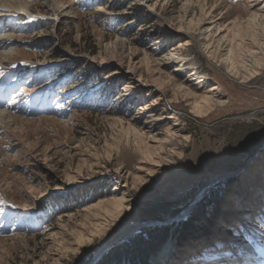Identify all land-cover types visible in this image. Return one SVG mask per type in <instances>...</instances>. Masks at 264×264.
<instances>
[{
	"label": "rangeland",
	"instance_id": "374dc122",
	"mask_svg": "<svg viewBox=\"0 0 264 264\" xmlns=\"http://www.w3.org/2000/svg\"><path fill=\"white\" fill-rule=\"evenodd\" d=\"M24 1L30 15L0 25V111L20 118L0 123V264H98L191 214L207 231L149 264H264V0ZM230 48L256 62L248 78ZM198 87L224 103L197 113Z\"/></svg>",
	"mask_w": 264,
	"mask_h": 264
},
{
	"label": "bare ground",
	"instance_id": "6f19581e",
	"mask_svg": "<svg viewBox=\"0 0 264 264\" xmlns=\"http://www.w3.org/2000/svg\"><path fill=\"white\" fill-rule=\"evenodd\" d=\"M28 7H29V5H28V3L27 2H25L24 0H0V20H2V22H0V25H4V24H6V26L4 27V30L5 29H10V32L11 31H13L12 29V27H11V25L9 24L10 22H11V24H12V21L14 22V21H17V20H19V19H22V18H27V16H29L30 15V11H29V9H28ZM264 8V7H263ZM35 17V16H34ZM2 23V24H1ZM257 25V24H256ZM259 27V26H258ZM18 29V28H17ZM16 29V30H17ZM238 29V28H237ZM3 30V31H4ZM241 30V29H240ZM257 30V29H256ZM2 31V30H1ZM2 31V32H3ZM8 33V32H7ZM238 35H240V34H236V36H238ZM10 38H12V36H0V47L3 45V44H5V41L3 40V39H6V40H9ZM253 39H254V37H252ZM234 39V38H233ZM12 40V39H11ZM10 40V41H11ZM197 40V39H196ZM264 41V40H263ZM186 43V42H185ZM228 43V42H227ZM242 43H243V41H242ZM241 43V44H242ZM239 44V43H238ZM233 45V44H232ZM240 45V44H239ZM3 46H5V45H3ZM5 48H6V46H5ZM2 49V48H1ZM178 50V49H177ZM173 51V50H172ZM245 54H247L246 52H243V53H241V51L240 50H237L236 49V51L234 50V49H232V48H230L229 49V54L227 55V57H226V61H222L223 63H225V62H227V63H229V67L228 68H230V73H232V74H234L235 76H237V75H239V74H241L242 75V73L241 72H239V70H242V72H243V70L245 71L244 72V74L242 75L244 78H248V73L249 72H253L254 71V69H255V63H254V65H246V64H244V65H242L241 64V61L243 62L244 60H245ZM248 56H250V57H256V56H258L257 55V53L256 52H248ZM10 58V53H4V51H2V52H0V72L1 71H3V72H8V71H11L10 69V66H9V62H8V59ZM254 59V58H253ZM252 59V60H253ZM248 60V59H247ZM248 62V61H247ZM251 63V62H250ZM241 64V65H240ZM258 64V63H257ZM228 65V64H227ZM16 66V65H15ZM248 67H250V70H247V68ZM136 68V67H135ZM135 70V69H134ZM247 71H248V73H247ZM133 72V71H132ZM10 75H11V73L12 72H8ZM174 73V72H173ZM177 73V72H176ZM254 73V72H253ZM3 74V73H2ZM13 74V73H12ZM250 76H251V74H249ZM1 77V76H0ZM8 77V76H7ZM242 77V78H243ZM6 80V79H5ZM170 81V80H169ZM168 81V82H169ZM236 81V80H235ZM166 83V82H165ZM204 83V80H202L201 82H199V84H203ZM168 84V83H167ZM171 84V83H170ZM174 84V83H173ZM173 84H172V86H173ZM176 84H178V83H176ZM1 87V86H0ZM184 87V86H183ZM194 87H195V85H194ZM197 87V86H196ZM200 87H204L203 85L202 86H200ZM200 87H198V88H195V92H193V91H187L186 92V95L188 96V97H190L192 100H193V103H194V105H195V107H196V111H197V113H199V114H204L205 112H207V111H211V109H214L215 107H217V106H219V105H222L223 103H224V101H222L221 100V96L219 97V92L217 91V88H213V87H209L208 89H207V91L206 92H203L202 94H198V92L200 91H197ZM189 88V87H188ZM161 89V88H160ZM163 89V88H162ZM181 91H182V87H180L179 88ZM186 89V88H185ZM184 90V89H183ZM193 90V89H192ZM177 91V90H176ZM177 93V92H176ZM184 94V93H183ZM187 97V98H188ZM186 98V99H187ZM158 100V99H157ZM190 101V100H189ZM151 104V103H150ZM153 104V103H152ZM157 104V103H156ZM14 105V104H13ZM158 105V104H157ZM148 106H149V104H148ZM156 106V105H155ZM150 107V106H149ZM154 107V106H153ZM148 108V107H147ZM152 108V107H151ZM157 108V107H156ZM154 109V108H153ZM151 110V109H150ZM12 110H10V112H11ZM155 111V110H154ZM10 112H7V111H0V123H7V122H15V121H17V120H19L20 118L19 117H17V116H14L13 114H11ZM152 112V111H151ZM164 112H166V111H164ZM208 113V112H207ZM167 114V113H166ZM206 114V113H205ZM151 115V114H150ZM153 115H154V113H153ZM160 116V115H159ZM166 116V115H165ZM169 117V116H168ZM150 119V118H149ZM158 119V118H157ZM160 119H162V118H160ZM167 119V118H166ZM169 119H171V118H169ZM174 119V118H173ZM154 120V119H153ZM175 120V119H174ZM177 121V120H176ZM150 122V121H149ZM158 122V121H157ZM146 123V122H145ZM151 123V122H150ZM168 124V123H167ZM145 125V124H144ZM8 126V125H7ZM148 126V125H147ZM171 126H173V125H171ZM178 126V125H177ZM169 127V126H168ZM168 127H166V128H168ZM175 127H176V125L174 124V126L172 127V128H170V129H168V131L169 130H171V132H173L174 133V131H172V130H175ZM165 130H167V129H165ZM167 131V132H168ZM177 133V132H176ZM137 134V133H136ZM163 134V133H162ZM172 134V133H171ZM180 134V133H179ZM181 134H183V133H181ZM158 135H160V134H158ZM167 135V134H166ZM173 135H175V134H173ZM161 136V135H160ZM171 136V135H170ZM177 136H178V134H177ZM183 136V135H182ZM141 137V136H140ZM157 137H159V136H157ZM166 137V136H165ZM164 137V138H165ZM174 137H176V136H174ZM154 138V137H153ZM169 138H171V137H169ZM168 139V138H167ZM159 141L157 142V143H155V144H157V145H160V146H157V147H162L163 148V141L164 140H166V139H163V141L162 140H160V139H158ZM169 142V141H168ZM166 144V143H165ZM153 147H155L154 145H153ZM146 148V147H145ZM147 150H148V153H150L151 152V154L149 155V157H151V160L153 161L154 159V157H152V155L154 154V153H158V151H156V152H154L155 150H158L157 148H152V146L150 147V146H147ZM146 152V151H145ZM147 155V154H146ZM155 155V154H154ZM153 155V156H154ZM148 156V155H147ZM156 156V155H155ZM158 156L159 155H157L156 157H155V162L157 163V162H159L158 161ZM146 159V158H145ZM177 166V165H176ZM165 179V178H164ZM125 210H126V208L124 207V205H123V202H122V200H120V199H118L117 201H116V205H115V213L117 214V216L118 217H121L123 214H124V212H125ZM110 215H113V214H110ZM66 217V216H65ZM106 223H108L109 221L108 220H106L105 221ZM96 224V223H95ZM104 225H105V223H103ZM107 225V224H106ZM98 226V225H97ZM133 227L131 226H125V227H122L118 232H117V235L119 234V235H123V234H126V233H128V232H130V230L132 229ZM104 231V228H103V226L102 225H100V226H98V232H103ZM116 235V236H117ZM123 239V238H122ZM77 246V245H76Z\"/></svg>",
	"mask_w": 264,
	"mask_h": 264
},
{
	"label": "trees",
	"instance_id": "16d2710c",
	"mask_svg": "<svg viewBox=\"0 0 264 264\" xmlns=\"http://www.w3.org/2000/svg\"><path fill=\"white\" fill-rule=\"evenodd\" d=\"M164 210L168 213L167 218L169 216L175 217L181 211L177 208L171 209V211L169 209ZM199 219L191 214V217L182 222L179 221L175 227L154 226L142 228L138 235H133L125 243L110 248L98 264H149L150 259L163 249L165 244L173 237L187 239L194 232L204 230L205 227L201 228L197 223ZM159 220L164 221L162 218H159ZM205 231L207 230L205 229Z\"/></svg>",
	"mask_w": 264,
	"mask_h": 264
},
{
	"label": "water",
	"instance_id": "95a60500",
	"mask_svg": "<svg viewBox=\"0 0 264 264\" xmlns=\"http://www.w3.org/2000/svg\"><path fill=\"white\" fill-rule=\"evenodd\" d=\"M139 225H146V223L145 222H141V223H139Z\"/></svg>",
	"mask_w": 264,
	"mask_h": 264
}]
</instances>
